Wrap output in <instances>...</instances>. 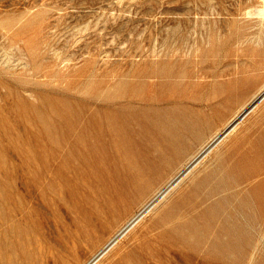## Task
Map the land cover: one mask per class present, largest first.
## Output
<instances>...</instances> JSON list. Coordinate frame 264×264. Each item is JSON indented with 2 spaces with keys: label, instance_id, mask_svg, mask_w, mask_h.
<instances>
[{
  "label": "rangeland",
  "instance_id": "obj_1",
  "mask_svg": "<svg viewBox=\"0 0 264 264\" xmlns=\"http://www.w3.org/2000/svg\"><path fill=\"white\" fill-rule=\"evenodd\" d=\"M263 14L264 0H0V264L90 260L264 88ZM261 102L94 264H264ZM148 163L75 244L98 187Z\"/></svg>",
  "mask_w": 264,
  "mask_h": 264
},
{
  "label": "bare ground",
  "instance_id": "obj_2",
  "mask_svg": "<svg viewBox=\"0 0 264 264\" xmlns=\"http://www.w3.org/2000/svg\"><path fill=\"white\" fill-rule=\"evenodd\" d=\"M32 53H35V51H32L31 54ZM263 99H264V88L260 90L257 94H255V97L251 100V102L247 106L243 107L242 111L239 114H237L234 119L226 123L223 129L217 131L215 135L212 134L213 136L210 139L208 138L209 140L207 142H204V144L201 145V147L195 153L193 152L194 154L191 153L192 155L183 164H181V166L178 169L174 171V173L168 179V181L166 180L167 181L166 184L156 189L155 192L153 193V196L149 197L148 199H145L146 201L144 200L145 202L141 205L139 210H137L133 214L131 213L129 216L125 217L122 221H120V223H118L116 227L113 228L112 233L107 237V239L101 244V246H99L97 251L92 255L90 260L86 261L84 264H94L99 259H101V257L105 256L127 231H129L133 227H136L135 225L141 220L143 216H145L147 213H150V211L156 205H158L165 197L168 196L167 194L171 190L173 189L175 190V188L179 186V184L192 172L193 169H195V167H197L198 164H200L201 160L205 158V156L208 155L215 146H217L229 135H231V133H233V131L237 129V126L240 123H242L243 119L249 113L251 112L253 113V110L259 105V103ZM58 140L59 139H56L54 142L59 143ZM34 156L42 161L44 160L42 153H36L34 154ZM151 171H152V166L148 163L144 167H140L139 169H137V172L135 174H124L123 176L119 177L117 180L113 181V184L111 185L102 184L100 187H98V194H99L98 196L100 199L98 201L93 202V204H90V206L82 208L81 210L83 221L81 225L77 228L76 235L74 238L75 244L89 239L91 237V234L95 231V225L99 223H104L105 220L108 219L111 215L117 213V211L120 209V206L127 199V196L130 195V192L131 191L133 192L135 191V189L139 188L140 187L139 185L146 180L145 174L147 172L150 173ZM45 264H55V262L51 259V260H47Z\"/></svg>",
  "mask_w": 264,
  "mask_h": 264
}]
</instances>
